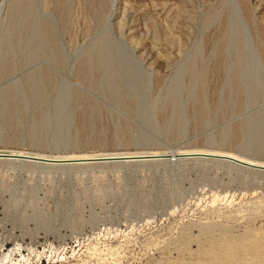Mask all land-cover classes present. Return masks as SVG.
I'll return each mask as SVG.
<instances>
[{"label": "rangeland", "instance_id": "rangeland-1", "mask_svg": "<svg viewBox=\"0 0 264 264\" xmlns=\"http://www.w3.org/2000/svg\"><path fill=\"white\" fill-rule=\"evenodd\" d=\"M1 149L264 162V0H0ZM46 164L0 160V264H264V169Z\"/></svg>", "mask_w": 264, "mask_h": 264}, {"label": "bare ground", "instance_id": "bare-ground-1", "mask_svg": "<svg viewBox=\"0 0 264 264\" xmlns=\"http://www.w3.org/2000/svg\"><path fill=\"white\" fill-rule=\"evenodd\" d=\"M0 152H9L12 155L26 154L25 156H28V158L41 159L45 163H47L48 161H70V160L83 161V160H88V159H97V156H101V158H114V159L119 158L121 161H132V160L141 159V158L156 159L158 158V156L169 155V154L170 156L179 155L180 157L181 156L203 155L205 157H210V158H213V157L230 158L233 160L232 162H235L241 165L264 169V162L252 161V160L239 157L237 155L227 153V152H219V151H212V150H199V149L193 150V151H184V150H178V151H172V152L169 151L170 152L169 154H167L166 151H151V152H148L146 155H143L142 153H138V152H113V153H99V154L96 153L94 155H91V154L90 155H86V154H82V155H44V154H38V153H32V152H22V151H17V150L15 151V150H3V149H1ZM143 156H146V157H143ZM227 247H237V246L234 243L230 242L228 243ZM227 256H228L227 254H222L220 258L226 259Z\"/></svg>", "mask_w": 264, "mask_h": 264}, {"label": "water", "instance_id": "water-1", "mask_svg": "<svg viewBox=\"0 0 264 264\" xmlns=\"http://www.w3.org/2000/svg\"><path fill=\"white\" fill-rule=\"evenodd\" d=\"M2 154H0V160L2 159H15L18 160L20 162H30V160L32 161V163H39V162H44L41 159H32V158H28V156L24 155H12L9 152H0ZM177 156L179 155H175V158H177ZM175 158H170V155H162V156H158V158L156 159H164V160H169V161H175ZM180 158V156H179ZM154 159V158H152ZM218 159H222L224 161L227 162H232L233 160L230 158H218ZM105 162H122L119 158H101V156H97V159H88V160H83V161H77V160H70V161H48L46 164L47 166L49 165H55L59 168H72V167H76L79 165H84V164H94V163H105Z\"/></svg>", "mask_w": 264, "mask_h": 264}]
</instances>
